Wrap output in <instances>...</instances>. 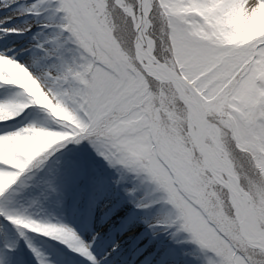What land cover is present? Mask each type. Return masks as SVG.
I'll return each mask as SVG.
<instances>
[{"label": "snow or ice", "instance_id": "obj_1", "mask_svg": "<svg viewBox=\"0 0 264 264\" xmlns=\"http://www.w3.org/2000/svg\"><path fill=\"white\" fill-rule=\"evenodd\" d=\"M15 2L0 0V11ZM40 3L66 37L59 49L40 45L51 67L10 44L25 29L0 16V198L87 140L165 194L170 223L214 254L208 264H264V0ZM0 215L98 264L73 229Z\"/></svg>", "mask_w": 264, "mask_h": 264}, {"label": "rangeland", "instance_id": "obj_2", "mask_svg": "<svg viewBox=\"0 0 264 264\" xmlns=\"http://www.w3.org/2000/svg\"><path fill=\"white\" fill-rule=\"evenodd\" d=\"M33 4H39L36 12L32 11ZM0 16H9V25L25 29L22 35L10 34V44L23 45L25 56H31L33 62L52 66L48 64L51 55L40 45L63 47L66 37L58 28L62 22L60 16L40 0H16L12 9L2 11ZM6 98L8 94L0 89V101ZM29 122H35L31 116L22 118L17 126ZM76 144H68L59 154L54 153L45 161V167L35 169V175L30 174L24 185L18 182L9 200L0 198V211L7 209L65 225L85 242L82 233L76 231L74 224L78 223L96 244L92 254L98 259L102 250L107 251L102 258L108 257V264H121L125 259L128 260L124 261L126 264L129 261L208 264L209 258H215L182 229L179 221L170 223L176 213L165 203V194L153 183L120 165L109 164L94 147L89 156L83 154ZM33 177H39L42 190L38 194L20 196L21 190L33 186ZM137 177L141 179L140 184H137ZM117 237L124 242L112 244ZM117 249L120 252L114 256ZM0 250L9 254L0 256V264L5 260L7 264H38L39 260L45 264H76L79 260L66 255L72 249L60 240L12 225L3 215H0Z\"/></svg>", "mask_w": 264, "mask_h": 264}, {"label": "bare ground", "instance_id": "obj_3", "mask_svg": "<svg viewBox=\"0 0 264 264\" xmlns=\"http://www.w3.org/2000/svg\"><path fill=\"white\" fill-rule=\"evenodd\" d=\"M0 14H2V11H0ZM74 225H75L76 231L81 232L82 235H83V238H84L85 242L90 245L91 251L95 252V250H96V244H95V242L89 237V235L87 233H85V232L82 231V229H81V227H80V225L78 223H76ZM119 239H120V237H117L112 242V244L116 245L117 242H121V243L124 242V239L123 238H121L120 240ZM127 245L129 246V245H131V243H127ZM115 252L116 253H114V256H117L118 253L120 252V249H117ZM101 253L102 254L100 256H98V259L96 258V260L98 261V264H108V262H110V259L108 260V257H106V256L104 258H102V255L103 254H106L107 251L102 250ZM66 255L68 257L69 256H76L79 259V260H77L76 264H91V262L87 258H85L83 255L78 254L77 252H75L73 250L71 251L70 254L68 253ZM124 261H128V260L125 259ZM124 261L121 264H126ZM129 264H139V263H135L134 261H129Z\"/></svg>", "mask_w": 264, "mask_h": 264}, {"label": "trees", "instance_id": "obj_4", "mask_svg": "<svg viewBox=\"0 0 264 264\" xmlns=\"http://www.w3.org/2000/svg\"><path fill=\"white\" fill-rule=\"evenodd\" d=\"M75 147L81 149L83 154L88 155V154H90V152H92L91 148L93 146H92V144L89 141L85 140V144L80 142V143H77L75 145ZM59 153H60V150L58 152H56L55 154H59ZM33 172H35V169L33 170ZM30 174H33V173H27L25 175L27 177H29ZM32 181L34 183L33 186H32L33 188L32 187L31 188L25 187L23 190L20 191V193H19L20 196L24 197L26 195L38 194L42 190L43 183L40 182L39 177H33ZM140 182H141L140 177H137V184H140Z\"/></svg>", "mask_w": 264, "mask_h": 264}]
</instances>
